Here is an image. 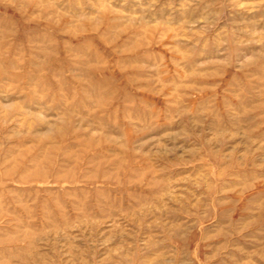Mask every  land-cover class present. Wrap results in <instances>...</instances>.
I'll return each mask as SVG.
<instances>
[{"label": "rangeland", "instance_id": "obj_1", "mask_svg": "<svg viewBox=\"0 0 264 264\" xmlns=\"http://www.w3.org/2000/svg\"><path fill=\"white\" fill-rule=\"evenodd\" d=\"M0 264H264V0H0Z\"/></svg>", "mask_w": 264, "mask_h": 264}]
</instances>
